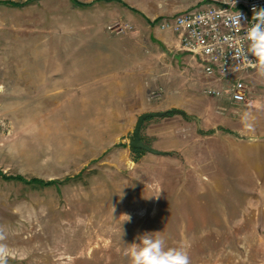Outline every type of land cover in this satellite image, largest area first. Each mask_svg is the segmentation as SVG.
<instances>
[{
    "label": "rangeland",
    "instance_id": "rangeland-1",
    "mask_svg": "<svg viewBox=\"0 0 264 264\" xmlns=\"http://www.w3.org/2000/svg\"><path fill=\"white\" fill-rule=\"evenodd\" d=\"M122 1L138 13L70 0L0 5V172L12 178L0 176V230L8 264H130L124 251L146 232L186 246L191 264H264V78L251 74L241 105L203 94L192 83L201 74L196 62L176 36L147 21L199 0ZM190 96L221 101L218 127L227 132L210 137V129L193 128L201 142L191 148L180 117L149 118L143 142L152 147L151 131L166 132L168 155L134 153L137 118Z\"/></svg>",
    "mask_w": 264,
    "mask_h": 264
},
{
    "label": "built area",
    "instance_id": "built-area-1",
    "mask_svg": "<svg viewBox=\"0 0 264 264\" xmlns=\"http://www.w3.org/2000/svg\"><path fill=\"white\" fill-rule=\"evenodd\" d=\"M254 8H264V0H235V5L233 0H199L192 8L161 17L154 26L176 36L180 50L210 79L203 94L241 105L251 94L248 79L256 69L243 59H233V52L241 43L247 49L243 38L254 23ZM237 13L239 29L233 23ZM249 59L255 58L249 54Z\"/></svg>",
    "mask_w": 264,
    "mask_h": 264
},
{
    "label": "clouds",
    "instance_id": "clouds-1",
    "mask_svg": "<svg viewBox=\"0 0 264 264\" xmlns=\"http://www.w3.org/2000/svg\"><path fill=\"white\" fill-rule=\"evenodd\" d=\"M235 5V0H233ZM254 23L246 31L243 40L248 42L245 50L243 43L235 46L233 59H243V61L256 69L257 74L264 78V8L253 9ZM234 25L239 29L241 25V14H235ZM251 54L255 59H249ZM246 119V118H245ZM250 126V125H249ZM115 208L112 207V213ZM124 221H131V217ZM123 221V222H124ZM123 235V231L121 237ZM6 239L5 234L0 230V264H8V259L12 255L11 250L2 241ZM139 243L128 244L124 255L128 257L130 264H191L186 246L168 247L166 240L160 232H146L137 237Z\"/></svg>",
    "mask_w": 264,
    "mask_h": 264
},
{
    "label": "crops",
    "instance_id": "crops-1",
    "mask_svg": "<svg viewBox=\"0 0 264 264\" xmlns=\"http://www.w3.org/2000/svg\"><path fill=\"white\" fill-rule=\"evenodd\" d=\"M207 78L201 73L198 77V79H194L192 83H194V85H198L201 87H204V82ZM191 99L189 100V102L186 105H180L178 107H174L175 109L181 110L184 112L185 116H173V117H167V118H178L180 117L182 123L184 124V128L189 130V133L187 135H185V143H187V145L189 147L192 148V146L194 145L193 143L196 142H201L200 140H198L197 138H195L193 136V134L191 133L192 129L194 128L196 131L197 130H209L210 131H214L210 135V137H214L216 136V131L218 129H220L221 127H218L220 122V106L218 104H220L221 101L219 102H214L210 105H207L205 103V101L200 100L199 97L195 96L192 97L190 96ZM171 110V109H170ZM168 111L167 109H151L148 112H166ZM142 130V129H141ZM166 132L162 131V130H152L150 133V136L153 138L155 137V140L153 142V148L163 151V152H167V150L165 149L166 147V142L164 141V139L162 138L163 136H165ZM193 136L192 138H189ZM198 136V135H197ZM201 137V135H200ZM194 147V146H193ZM199 148H194L192 151L188 150V154H191L193 151H196L197 153L199 152ZM185 154H186V150ZM183 151V152H184ZM168 153V152H167ZM210 155V154H209ZM186 156V155H185Z\"/></svg>",
    "mask_w": 264,
    "mask_h": 264
},
{
    "label": "trees",
    "instance_id": "trees-1",
    "mask_svg": "<svg viewBox=\"0 0 264 264\" xmlns=\"http://www.w3.org/2000/svg\"><path fill=\"white\" fill-rule=\"evenodd\" d=\"M36 1H39V0H27L23 3H20V2H12V1H0V5L2 6H7V7H12V8H18V7H23V6H27V5H30ZM75 6L77 7H80V8H87V7H90L92 6L94 3H118L128 9H130L132 12H136L138 13L135 9L133 8H130L125 2H123L122 0H97L95 2H91V3H83V2H80L79 0H70ZM160 18H157L156 20L150 22L149 20L148 23L149 25H154V23L156 21H158ZM177 115H180V116H185L184 112L181 111V110H178V109H171V110H168L166 111V114L164 117H173V116H177ZM220 130L222 131H226L224 130L223 128H220ZM214 131H208L207 133L208 134H211L213 133ZM227 132V131H226ZM141 139L143 140V138L141 137ZM134 153H144L145 151L143 150H133ZM0 176H2L3 178H9V177H6V176H3V174H1L0 172ZM9 179H12V178H9ZM14 180H18V181H22V182H25V183H28V184H41L42 182L41 181H38V180H30V181H26L24 180L22 177H14L13 178ZM51 183H54V182H51ZM50 183V184H51Z\"/></svg>",
    "mask_w": 264,
    "mask_h": 264
},
{
    "label": "water",
    "instance_id": "water-1",
    "mask_svg": "<svg viewBox=\"0 0 264 264\" xmlns=\"http://www.w3.org/2000/svg\"><path fill=\"white\" fill-rule=\"evenodd\" d=\"M166 112H147L141 114L136 121L132 135L129 136V146L132 150H143L156 156H167V152L157 150L148 144L144 143L141 139V129L145 121L149 118L164 117Z\"/></svg>",
    "mask_w": 264,
    "mask_h": 264
},
{
    "label": "bare ground",
    "instance_id": "bare-ground-1",
    "mask_svg": "<svg viewBox=\"0 0 264 264\" xmlns=\"http://www.w3.org/2000/svg\"><path fill=\"white\" fill-rule=\"evenodd\" d=\"M2 87L0 86V89H1Z\"/></svg>",
    "mask_w": 264,
    "mask_h": 264
}]
</instances>
